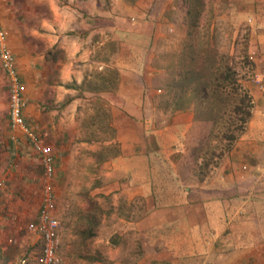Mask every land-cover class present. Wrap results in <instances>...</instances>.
Instances as JSON below:
<instances>
[{"label":"crops","instance_id":"crops-1","mask_svg":"<svg viewBox=\"0 0 264 264\" xmlns=\"http://www.w3.org/2000/svg\"><path fill=\"white\" fill-rule=\"evenodd\" d=\"M81 2L85 7L87 1L77 0ZM47 5L50 15L41 13ZM95 12L82 13L77 16L81 22L73 23L76 16L59 9L57 0H0V25L27 100L24 121L51 148L54 177L61 171L70 177L68 167L83 165L87 149H92L101 177L93 178L97 186L91 195H109L111 205L129 215L121 219L125 224L117 226L112 242L115 248L122 246L125 233L127 246L136 248L135 256L141 254L132 264H264V127L251 128L253 141L234 146L217 166L201 158L199 151L207 147L201 142L213 130L212 122L195 119L192 110L153 109L157 92L150 50L139 72L122 58L117 63L112 54L109 64L97 61L102 35L116 33V27H100ZM86 23H94L91 30ZM86 62L91 69L114 67L117 78L104 87H96V81L88 87ZM263 68L264 63L259 70ZM1 95L5 127L0 129V189L6 186L14 192L22 182L35 179L34 169L25 177L18 167L13 170L16 165L40 168L43 184L40 159L28 138L16 131L17 139L11 140L6 79L0 66ZM86 102L108 108L113 131L108 150L99 146V121L93 111H86ZM74 140L77 147L71 145ZM197 169L204 173L199 175ZM40 204L41 200L38 210ZM19 206L21 213L15 210L24 219L27 207ZM0 229V255L5 259L12 235L5 222Z\"/></svg>","mask_w":264,"mask_h":264},{"label":"rangeland","instance_id":"rangeland-1","mask_svg":"<svg viewBox=\"0 0 264 264\" xmlns=\"http://www.w3.org/2000/svg\"><path fill=\"white\" fill-rule=\"evenodd\" d=\"M84 1H87L83 3L85 7L81 6L82 2L77 4V0H57V5L59 9L76 16L73 23L81 22L77 18L80 14H92L96 9V16L99 14L98 18L101 19L100 27L103 29L106 27L108 30L113 29V25L116 27V33L108 31L102 35L101 46L97 47L98 52L96 50L97 61H101L103 65L109 64V57L112 54V59L118 58L117 63H120L122 58V62L132 71L139 72L140 62H143L150 50V55L153 57L150 64L153 68L152 80L154 90L157 92L153 100L154 110L186 111L178 110L175 103L181 97L183 106L192 97L189 92L191 82L185 81L183 93H174L168 88L169 79L173 76L178 80L179 77L176 74L172 75L168 68L172 62L177 64L188 42L192 41L195 44V53L206 61L208 67L215 66V76L221 75L225 71V66L232 67L242 89L250 94L251 117L241 131L235 128L226 130L223 120L215 123L211 121L213 130L211 129L208 137L201 142L202 145L207 144L206 151H199L201 158L211 160L214 165L220 163L230 155L228 153L234 146L253 141L254 128L264 127V101L252 83V76L260 71L264 63V52L261 51L264 45L262 38L264 37V0H206L198 26L190 34L183 0H96L97 2L94 3L93 0ZM47 6V10L46 6L43 7L46 11L43 12V9L41 11L44 15L51 14L49 5ZM147 7L149 9L146 12ZM86 24L89 25L87 30H91L94 23ZM208 42L211 44L210 47L206 45ZM114 62L116 63L115 60ZM85 64L88 66L87 62ZM155 64L163 69L157 71L154 69ZM91 68L88 66L85 70L88 87L93 81L94 83L96 81V87H104L105 83L110 81L113 83L117 78L114 67L108 71ZM0 97L2 98V95ZM85 109L96 114L99 121L97 132L102 140L99 146L108 150L106 143L113 137V131L109 127L108 108L86 102ZM4 120V118L0 119V129L3 127V130ZM88 138L90 135L86 132L84 139ZM77 143L78 141L74 140L71 145L77 147ZM91 150L87 149L88 156L86 155L83 165L78 167L79 165L74 164L68 167L70 177H65L63 171L54 177L56 195L54 216L61 224L58 254L64 264L135 263L141 254L135 256L136 248L127 246L125 233L122 246L115 248L112 242L117 226L125 224L121 219L126 220L129 215L127 216L121 207H117L116 210L115 205H111L114 201L109 195H91L94 194L97 186V181H93V178L101 177L95 170L97 168L94 167V158H92L94 152ZM65 163L62 162L61 165L67 169ZM13 167V170L18 167V170L25 172V177H28L27 174L34 169L35 179L22 182V187H18L14 192L6 189V186L0 189V227L5 222L12 235L7 247L8 256L4 259L0 255V264H39L41 240L29 230L28 224L33 220L31 217H36L42 196L40 168L36 169L35 166L29 168L24 165ZM7 168L8 166L5 169ZM2 169L3 167L0 168ZM197 170H200L199 175L204 173V169ZM59 174H62V177ZM2 185L3 182H0L1 187ZM19 204L27 207L28 216L24 219L18 215L17 211L21 213L22 210ZM33 223L34 221L31 224ZM123 230L125 228L120 232L123 233ZM89 231H92L93 235L85 234Z\"/></svg>","mask_w":264,"mask_h":264},{"label":"trees","instance_id":"trees-1","mask_svg":"<svg viewBox=\"0 0 264 264\" xmlns=\"http://www.w3.org/2000/svg\"><path fill=\"white\" fill-rule=\"evenodd\" d=\"M205 3L206 0H183L189 34L198 26ZM206 45L211 46L210 42ZM194 48L195 44L192 41L188 42L177 64L172 62L168 68L172 75L176 74L179 77L178 80L173 76L169 79L168 88L174 93H183L185 81L191 82L189 92L192 97L183 106L180 101L183 99L180 97L175 103L176 108L192 110L197 120L213 123L223 120L226 130L235 128L241 131L251 117L249 92L242 89L232 67L225 66V71L215 76V66L208 67L206 61L195 53ZM168 57L174 58V56ZM154 69L158 71L163 68L155 64ZM85 234L93 235V232L89 231Z\"/></svg>","mask_w":264,"mask_h":264},{"label":"built area","instance_id":"built-area-1","mask_svg":"<svg viewBox=\"0 0 264 264\" xmlns=\"http://www.w3.org/2000/svg\"><path fill=\"white\" fill-rule=\"evenodd\" d=\"M0 66L6 79L8 121L11 140L15 141L17 139L15 136L16 131L26 136L32 151L39 157L42 166L43 191L41 204L35 223L29 226V230L41 240L39 264H64L63 259L58 254L61 224L54 216L56 197L52 180L55 173V159L51 148L43 143L39 136L32 133L25 124L23 110L27 100L23 95V86L15 66L13 54L8 45L7 33L1 25ZM252 83L260 98L264 101V68L254 73ZM261 181L264 185V177L261 178Z\"/></svg>","mask_w":264,"mask_h":264}]
</instances>
